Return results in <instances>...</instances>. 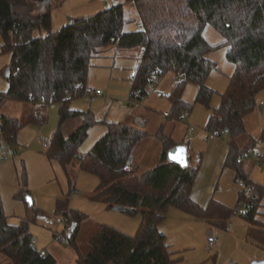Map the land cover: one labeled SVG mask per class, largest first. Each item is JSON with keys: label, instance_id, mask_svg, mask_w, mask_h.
<instances>
[{"label": "trees", "instance_id": "1", "mask_svg": "<svg viewBox=\"0 0 264 264\" xmlns=\"http://www.w3.org/2000/svg\"><path fill=\"white\" fill-rule=\"evenodd\" d=\"M27 1L42 4L41 13L33 15ZM136 8L140 29L127 31L122 5L107 9L91 18L72 20L58 32H52L50 0H0V55H10V65L2 74L9 83L7 93L0 94V109L7 100L31 103L37 113L21 124L18 119L1 115L0 141L13 146L21 129L31 124H44L46 110L58 105L59 128L68 120L81 118V126L68 138L57 131L51 138L46 156L57 162L68 181L69 191L57 203L56 213L75 228L69 239L77 253V264H175L166 237L158 226L167 219L171 209L206 220L226 228L233 217L232 209L211 199L201 207L192 198L199 172L190 164L182 167L167 162L168 152L175 144L163 139L160 165L137 174L126 170L136 144L146 133L130 124H108V133L89 153L79 150L89 130L97 124L90 112L73 111L71 103L85 95L88 73L95 57L109 48L142 49L138 67L131 83L133 92L146 97L149 85L156 84L166 73H173L177 83L168 100L172 117L190 113L194 105L185 103L188 85L197 87L195 104L211 110L206 130L226 138L229 151L225 167L236 172L252 187L248 197L240 198L241 217L248 223V239L264 249V223L259 220L263 191L243 174L245 152L255 143L241 148L236 138L245 133L244 119L256 107V97L264 91V0H125ZM207 26L212 27L225 42L212 46L204 37ZM36 31L43 32L38 37ZM227 49V61L234 65L227 90L221 94L218 108L210 102L215 91L208 85L210 75L218 71L210 54ZM39 104V105H38ZM42 113V115L40 114ZM226 130L228 131L226 133ZM264 141V135L262 137ZM81 170L97 177L98 192L92 200L106 205L109 211L129 217H141L134 236L108 225H101L89 240L90 251H79L77 237L86 215L67 209L68 198L75 188L77 172ZM22 190L15 198L28 195L25 170L21 172ZM0 193V252L12 264H56L52 256L39 257L30 234V217L19 225H11Z\"/></svg>", "mask_w": 264, "mask_h": 264}, {"label": "rangeland", "instance_id": "2", "mask_svg": "<svg viewBox=\"0 0 264 264\" xmlns=\"http://www.w3.org/2000/svg\"><path fill=\"white\" fill-rule=\"evenodd\" d=\"M50 2L52 32L60 31L72 20L91 18L118 5L123 6L125 19L127 21L137 18L136 8L132 3H126L125 0H50ZM27 4L31 6L33 15H39L42 9L44 10L42 4L39 5L36 1H27ZM136 28L137 22H133L126 27V30L133 31ZM41 34L44 33L36 31L34 36L38 37ZM215 36L218 40L222 38L218 33L212 31L211 28H207L204 32V37L208 39L209 42L211 41L214 43ZM2 42L0 38V50ZM128 51L132 50H118L111 47L105 50L101 55L95 57L88 73L86 91H94L98 88L104 93L105 98L100 99L85 94L82 98L73 101L71 104L72 109L90 112L97 121L100 120L107 123L128 122L126 118L134 109L131 105H128V102H132L135 107L142 106V101H138L136 98L130 99L131 83L137 62L136 59H129L126 57L125 54ZM226 53L227 49L221 47L209 55L210 59L216 62L218 66V71L213 72L208 79V85L215 91V95L210 102L213 109L219 107L221 103V94L227 90L229 78L235 69L234 65L227 61ZM131 60H133V62ZM173 76V73H168L165 77L160 79V82L165 79L164 82L167 83L155 89L157 91L151 97L147 106H157V104H161L158 109H160L162 113L164 111L171 112L167 97L161 94L166 92L165 87L170 85L169 82H171V80L169 79L174 78ZM8 90L9 83L7 79L0 74V94H4L8 92ZM196 96L197 87L188 85L185 89L184 100L188 104L194 105V107L190 114L187 112L182 113L181 116H183L186 121L184 124L181 123L180 125L183 129V137L191 143L188 145L190 148L191 166L193 168L199 167L195 192L204 200H221L226 203L223 205L233 210L240 200L243 188L236 183V172L225 167L228 150L224 154L225 149H222L221 156V149L216 145V141L212 140L211 144L208 146L206 140L207 132L205 129L208 124V117L211 115V110L204 105L195 104ZM257 98V103L260 99L264 100V91L259 93ZM2 113L13 115L21 124H24L28 121L31 112L29 111V106L24 103L7 102L2 109ZM40 114L42 115V113ZM46 116L48 120L43 126L40 124L25 126V131L22 135H18L17 141H27L29 139L35 141L37 138L40 140L42 136L50 140L49 134L53 133L59 124L58 106H50ZM189 127L195 128L196 133L187 134L184 130ZM244 127L246 135L250 136L252 138L251 140L255 143L251 148L264 159V141H262L264 135V115H261L259 104H257L255 111L244 119ZM37 142V144H39L38 140ZM10 147L14 146L10 145ZM137 147L141 155L140 157L144 160L145 169H154L159 166V156L157 155H159L160 150L157 149L158 146L156 144L140 143ZM157 151L158 153L156 154ZM246 169L249 171L248 176L250 177V182L252 181L254 184L264 186V163L258 164L255 161L248 160ZM19 178L15 177L17 184H20L22 181ZM242 180L245 182L244 179ZM58 188L59 187H54L55 190ZM57 191L59 192V190ZM51 193L52 192L49 193L48 191L41 193L45 207V209H43L45 211L44 214H38V207H29L28 204H25L27 206V212H25V205H22L21 208L20 205L16 203V200L11 198V194H9L7 198L6 212L9 215H14L13 217L17 219H19V217L21 219L30 217L32 221H36V226L32 225L31 227H33L35 231L42 233V235L38 236V243L42 244L53 241L50 253L55 256L56 264H77V253L69 244L72 233H66L65 243L59 245L54 242L53 234L49 235L46 229L43 228V226H46L47 229H53V223L59 217L55 210V204H51V201L48 203L47 196ZM33 196L39 198V192L33 193ZM262 203L260 218L264 221V196L262 198ZM197 219L198 218L195 219V217L186 215L177 209H171L168 212L167 219L158 226L160 233H166L168 235L166 245L173 253L174 259H178L175 264H251L253 261L264 260V249L259 248L256 243L246 238L249 225L241 215L233 216L231 220L228 221L232 226L230 232L215 224L208 223L206 220L199 219L200 222ZM41 221L44 223L42 224ZM97 229L98 224L92 218L88 219L87 222L81 223L77 237V244L81 254L86 255L90 251L89 240ZM56 231L62 233V226L60 224H57ZM209 234H212L220 240L219 246L213 250H209ZM4 258L5 257L0 254V264H3L5 260H7L5 264H12L11 261Z\"/></svg>", "mask_w": 264, "mask_h": 264}, {"label": "crops", "instance_id": "3", "mask_svg": "<svg viewBox=\"0 0 264 264\" xmlns=\"http://www.w3.org/2000/svg\"><path fill=\"white\" fill-rule=\"evenodd\" d=\"M128 21L130 22L128 25H131V23H133V22H137V28L134 29L133 31H137L140 29L138 14H137L136 19L128 20ZM207 28L208 29L211 28L212 31L218 33L216 30H214L210 26H207L205 28L204 32L207 30ZM214 35H216V34H214ZM218 35H220V34L218 33ZM206 40L208 41V39H206ZM214 40H215L214 43H212L211 41H210L211 42L210 43L208 41L209 44H211L212 46H218L219 44H222L225 42L224 37H222V38H220V40H218L215 36ZM2 44H3V42H2ZM1 47H2V45H1ZM0 53H1V50H0ZM125 55L129 59H136V62H137L136 68H137L139 65V62H140L141 55H142V49H136L135 51H133V50L128 51V52H126ZM131 61L133 62V60H131ZM10 62H11V56L10 55H0V72L4 68L8 67L10 65ZM167 74L168 73L164 74L161 78L165 77V75H167ZM173 77L174 78L169 79V80H171V82H169L170 85L165 87L166 92H164V94H161V95L167 97V101L169 103L168 106L170 108H171V103L168 100V95L171 93V91L174 89V87L176 86V83H177L176 76L174 75ZM160 79L156 84L149 85L147 87V89H146L147 94H146V97L143 100H141L142 101L141 107H138V106L135 107V106L131 105L130 102H128V105H131L134 108L132 110V112L129 114V116L126 118L128 120V122L124 121L126 123H124V122L107 123V122H103L100 120L97 121L95 119L97 121V124L89 130L88 137L79 150L80 154L85 155V154L89 153L90 150L96 145V143L108 133V124H122V123H124V124H130V125L137 128V126L135 124V119L137 117H141L146 121L145 128L141 129L142 131H144L146 133V136L136 144V146L133 150L132 157H131L132 160H131V162H130L131 164L129 166L130 170H133L137 174H144L145 172L153 170V169H145L146 167H145L144 162H143L144 160L140 157L141 155L139 154V150L137 147V145L140 143H142V144L154 143L158 146L157 149L160 150V153L157 156H159L158 162L160 165V159H161V155L163 152V144H164L163 139L164 138H169V140H171L175 144L174 148L171 149L170 151L174 150L175 147H177V146H184L187 149V158H188L189 164L191 165V163H190L191 162L190 148L188 147V145L191 143H190V141H187L185 139V137H183V135H182L183 129L180 126L181 123L182 124L185 123L186 119H184L183 116H180L179 118H174V117H172V113L168 112V111H164L162 113L161 110L158 109L161 104H159V105L157 104V106L156 105L147 106L151 97L157 91L155 89L160 88L167 83V82H164L165 79H163V81L160 82ZM6 90H7V88H6ZM97 90H100V89L97 88ZM167 92H168V94H167ZM96 98L104 99L105 98L104 93H103L102 97H96ZM130 99H133V98H131V95H130ZM183 99H184V96H183ZM257 99L258 98L256 97V103L258 101ZM7 102H14V103H21V102L7 100L3 104V106L1 107L0 116L5 115V116L13 117V115L11 116V115H7L6 113H2V109L7 104ZM185 103H187V102L185 101ZM24 104L29 106V111L31 112L29 117L31 115L37 113L38 109L35 105H33L31 103H24ZM257 104H259L260 107L263 106L264 100L260 99ZM51 106H54V105H51ZM56 106H58V105H56ZM165 107H166V105H165ZM48 109H49V107H48ZM48 109L46 110V114H47ZM70 109L73 111L83 112L81 110L72 109L71 105H70ZM165 114H169V116H165ZM14 118H16V117H14ZM47 120H48V118L46 116V122H47ZM82 122H83V120L81 118H76V119H70V120L66 121L60 128H59V124H58V127L56 128V130H54L53 133L49 134V139L51 140L52 136L57 131H61L63 136L68 138L81 126ZM44 124H42V125L40 124V125L43 126ZM24 129H25V127L23 129H21V131L19 132L18 135H22V133L25 131ZM193 129H194V131H192V127L191 128L189 127V128H186V130H184V131H186L187 134H189V133L194 134V133H196V129L195 128H193ZM33 132H34V130H33ZM206 132H207L206 140L208 142L207 143L208 146H209V144H211L212 140H214V141H216V145H218L221 149V156H222V149H225L224 154H225V152H227V150L229 151V143H228L226 138L215 136V135L209 133L207 130H206ZM251 139L252 138L250 136L246 135V131L243 135L236 138V140L239 143L241 148L248 146L250 144ZM37 140L39 141L38 138L35 141H32V139H29L27 141L20 140V142L17 141V145H13L14 147H10L9 144H6L5 142L0 141V193H1L5 212H6V204H7L6 202H8L7 198L9 196V194H11L10 195L11 198H14L16 200V203L19 204L21 208H22V205L24 206L25 204H28L29 207L37 206L38 207L37 208L38 214H40V213L44 214L45 211L43 209H45V207H44V203H43L44 202L43 196L41 195V193H43L45 191H48L49 193L52 192L49 196H47L48 203H49V201H51V204H55V208H57V203L60 200H62L69 191L68 181H67V178L65 176L63 169L61 168V166L57 162L49 160L47 158V156L45 154L46 150L43 148L40 141H39V144H37L38 143ZM157 153H158V151L156 152V154ZM248 160L250 161V159L244 158L243 163H242V165H243L242 171L246 177L250 178L248 176L249 171L246 169ZM167 162L171 163L168 160V158H167ZM23 169L25 170V173H26L27 191L29 192L28 195L25 197V200L15 198V196L20 192V190L22 188V183L20 182V184H17L15 177L19 178V176H20L19 179L21 180V172L23 171ZM230 170H232V169H230ZM139 172H141V173H139ZM197 177H198V175H197ZM236 179H237V177H236ZM196 181H197V178H196ZM196 181H195V185H194V188L192 191V198L201 207H206L211 199L204 200V199H202V197H200L196 194V192H195ZM251 183H252V181H251ZM252 184L254 186H256L258 189H260L261 191H263V194H264V186L254 184V183H252ZM99 186H100V181L97 177L79 170L77 172V177L75 180V188L72 191L73 193L70 194V196L68 198V200H69L68 205H67L68 206L67 207L68 212L72 211V210L78 211V212L83 213L87 216L83 222H85V221L87 222L88 219L92 218V219H94L95 222H97L98 227L101 225H108V226H111V227L125 233L126 235L134 236L139 229V226L141 223V217H139V216L129 217V216L124 215L123 213H120L117 211H109L106 208L105 204L94 202L92 200V198L98 192ZM54 187H59L57 189V190H59V192L57 190H55ZM35 192L36 193L39 192V195H40L39 198L33 196V193H35ZM263 196L264 195H262V198H263ZM262 198H261V201H262ZM217 202H219L221 204H226L225 202H223L221 200H218ZM26 207L27 206L25 205V212H27ZM7 215L9 217L8 222L11 225H19L20 224V222L22 220L20 217H19V219H17V218L13 217L14 215H9L8 213H7ZM58 216H59L58 219L56 221H54V223H53L54 226L51 225L53 227V229H47L46 226L42 225L43 228L46 229V232L49 233V235L53 234V238H55V236L57 234H60L59 232L56 231L57 230V224L58 225L60 224L62 226V233H64L65 235H66V233H69V232L72 233L74 228H75L74 223L69 224L66 222V219L62 215H58ZM239 216H240V214H239ZM260 217H261V213L259 215V220H261ZM197 220H199V219H197ZM189 221H192V220H189ZM262 222L264 223V221H262ZM41 223L43 224L44 222L41 221ZM36 224H37L36 221L32 222L30 224V229H29L30 234L34 238L35 248L38 251L46 250L47 255L52 256L56 261L55 256L52 253H50V248L53 245L52 244L53 241H50L48 243H42V244L38 243V241H39L38 236L42 235V233H40L39 231L38 232L35 231L33 229V227H31L32 225L36 226ZM230 226H231V223H230ZM236 226H237V224H236ZM231 229H232V226L228 232H230ZM248 229H249V226H248ZM34 235L36 236V238ZM163 235L166 237V241H167L168 235L166 233H163ZM246 238H248L247 234H246ZM0 254L4 257V255L1 252H0ZM5 261H7V260H5ZM5 261L3 262V264H5Z\"/></svg>", "mask_w": 264, "mask_h": 264}, {"label": "built area", "instance_id": "4", "mask_svg": "<svg viewBox=\"0 0 264 264\" xmlns=\"http://www.w3.org/2000/svg\"><path fill=\"white\" fill-rule=\"evenodd\" d=\"M85 94L87 96H94V97H102L103 96V92L101 90H87L85 91ZM140 95V93L138 91L136 92H133V97L137 98L138 96ZM131 105L132 102H130ZM39 105V104H38ZM135 106V105H133ZM264 106V105H263ZM261 106L260 107V112H261V115H264V107ZM165 116H169V114H165ZM135 124L137 126V128H145L146 126V121L141 118V117H137L135 119ZM192 131H194V129L192 128ZM40 143L42 144L43 148L45 150L49 149L50 147V144H51V141L48 140L47 138L45 137H40ZM245 158L247 159H250V160H253L257 163H264V159L259 155V154H256L254 152V150H249L247 152H245ZM126 170H129V168H127ZM236 183L237 185H239L241 188H243V193L241 194L240 198L242 197H248L252 192H253V189L251 186H249L246 182H244L242 179H236ZM243 206V201L240 199L236 208L233 209L232 211V216H236V215H239L240 214V211H241V208ZM231 228L230 226V223H228L226 225V228L225 230L226 231H229ZM54 242L59 244V245H62L65 243V234L64 233H60V234H57L54 238ZM219 243H220V240L216 237H214L212 234H210V236L208 237V245H209V250H213L215 248H217L219 246ZM47 255V252L46 250H42V251H39V257L40 258H43Z\"/></svg>", "mask_w": 264, "mask_h": 264}, {"label": "water", "instance_id": "5", "mask_svg": "<svg viewBox=\"0 0 264 264\" xmlns=\"http://www.w3.org/2000/svg\"><path fill=\"white\" fill-rule=\"evenodd\" d=\"M0 132H1V124H0ZM227 132L228 131L226 130V133ZM167 158L171 163L178 164L182 167H186L189 165V161L187 158V149L184 146L175 147L174 150L168 152ZM131 160L132 158L130 159V161ZM251 264H264V260L253 261Z\"/></svg>", "mask_w": 264, "mask_h": 264}]
</instances>
